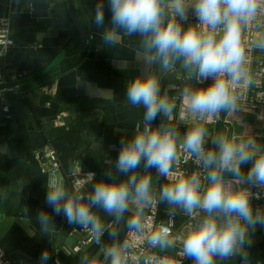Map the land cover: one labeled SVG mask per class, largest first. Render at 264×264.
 Masks as SVG:
<instances>
[{
  "label": "clouds",
  "instance_id": "1",
  "mask_svg": "<svg viewBox=\"0 0 264 264\" xmlns=\"http://www.w3.org/2000/svg\"><path fill=\"white\" fill-rule=\"evenodd\" d=\"M108 6L110 22L101 2L91 23L102 30L101 48L131 50V61H115L122 72L133 62L140 66L125 81L123 105L143 112L134 134L120 139L117 158L104 159L106 179L92 171L82 176L81 162L67 174L47 175L45 203L94 245L79 251L77 264H254L248 249L257 227L264 228V208L252 203L264 199V144L242 121L240 128L214 126L246 111L242 102L256 86L264 0H108ZM91 94L115 99L110 89ZM0 155H9L7 145ZM160 204L167 218L157 220ZM181 215L186 220L177 228ZM35 220L30 236L56 229L45 210ZM51 259L45 249L39 264Z\"/></svg>",
  "mask_w": 264,
  "mask_h": 264
},
{
  "label": "crops",
  "instance_id": "2",
  "mask_svg": "<svg viewBox=\"0 0 264 264\" xmlns=\"http://www.w3.org/2000/svg\"><path fill=\"white\" fill-rule=\"evenodd\" d=\"M101 2L104 4L105 24H108L111 20L108 0H73L77 18L81 16L85 22L82 28L86 31L87 44L80 53L60 60L57 64L63 72L60 76L38 88L26 89L17 85L0 90V145H7L9 149V155H0V251L12 254L17 264H39L45 249L52 255L48 264H77L79 252H74L73 247L81 235L54 230L50 235L30 236L28 229L35 227L34 224L25 223L28 218L14 216L6 210L2 183L7 172L28 154L46 157L44 153L50 147L49 140L69 130L78 117L88 112L97 118L98 129L92 147L98 152L99 161H77L73 167L75 169L81 162L82 171L93 170L97 179H106L103 177L107 168L104 159L117 158L120 139L134 134L135 120L142 116L143 109L129 112L123 105L125 81L135 75L140 66L133 62L127 72H122L115 63L117 56L131 61V50L126 46L119 47L116 52L101 48L102 30L91 23L90 17L94 15L97 3ZM0 16L11 18L14 40L0 66V84L15 82L19 73H37L49 67L60 54L80 45V34L68 0H0ZM136 40L138 37L132 38L133 44ZM127 43L126 39L125 45ZM96 88L110 89L115 99L92 95ZM2 97H5L8 112L2 110ZM241 121L257 141L264 144V122L257 121L251 113L241 111L234 117L224 118L215 129L240 128ZM159 122L160 117H157L153 123ZM184 130L181 128L182 132ZM159 182L163 183L161 178ZM252 203L254 208L261 207L255 199ZM162 206L166 208L165 204ZM104 239L107 241V235ZM252 241L248 249L250 258L254 264H264V228L257 227ZM85 248L94 249V245ZM184 264H191V261L186 260Z\"/></svg>",
  "mask_w": 264,
  "mask_h": 264
},
{
  "label": "trees",
  "instance_id": "3",
  "mask_svg": "<svg viewBox=\"0 0 264 264\" xmlns=\"http://www.w3.org/2000/svg\"><path fill=\"white\" fill-rule=\"evenodd\" d=\"M80 18H78V20L83 27L85 26V22ZM79 41L80 37L78 36V42ZM45 69L32 74L42 73ZM62 73L59 67L56 66L42 75L25 80L19 85H23L26 89L38 88L51 79L60 76ZM27 75L19 77L18 80ZM22 94L23 93H19L18 95ZM97 129V118L91 116L90 113L87 112L78 117L70 126L69 130L49 140L48 144L55 150L62 173L67 174L70 170V166L71 169L74 170L73 166L77 161L92 163H97L99 161V154L92 147V139ZM44 158V156L38 157L36 154H28L23 161L17 162L7 172L2 183L3 192L8 193V198L5 200L6 210L9 214L14 216L30 219L37 229L39 225L36 223L35 217L40 210H45L50 215H53V221L56 227L54 230H60L68 234L72 228L76 226L70 225L63 215L55 216L52 213V209L45 203L47 191L45 184L48 179V174L43 170L41 165ZM20 180L24 181L23 186L18 183ZM25 208L28 209V215L25 213Z\"/></svg>",
  "mask_w": 264,
  "mask_h": 264
},
{
  "label": "built area",
  "instance_id": "4",
  "mask_svg": "<svg viewBox=\"0 0 264 264\" xmlns=\"http://www.w3.org/2000/svg\"><path fill=\"white\" fill-rule=\"evenodd\" d=\"M189 19L190 21L193 22L195 21L194 16H190ZM13 45H14V40L11 37V18L9 16H3V17L0 16V66L3 64L5 57L8 54V51ZM256 55L260 56L259 53H257ZM253 70H254V74H256L257 83L256 86L246 94L245 100L242 102V106L246 110L244 112L251 113L252 115L255 116L257 121L264 122V120L258 118L260 115H264V95H262V93H264V62L254 63ZM22 76L23 74L19 73L16 78ZM1 100L3 104L2 110L4 112H8L9 108L6 105V103H4L5 97H2ZM219 124L215 125L214 127L216 128ZM181 128H184V126L181 125ZM44 155L46 156L45 157L46 159L41 162V165L43 170L48 175L53 174L57 171L62 172L60 168V164L56 157L55 150L52 147H49L44 153ZM187 166L193 167L191 162H189ZM89 171L94 172L93 170H84L82 171L81 175L83 176ZM161 179L164 182L163 178ZM74 182L79 183L78 180ZM87 187L89 189L91 188L90 185ZM253 191H257V189L254 188ZM256 201H258L261 207L264 208V199L256 200ZM166 218L167 217L165 214V208L162 206V204H160L157 210V220L166 219ZM184 220H186V217L181 215L177 221V228L180 227V224ZM70 233L72 235H81V237L78 238L75 246L73 247L74 252H79L86 246L92 244L88 236V233L80 229L78 226L72 228ZM0 264H17V260L12 254L6 253L4 251H0Z\"/></svg>",
  "mask_w": 264,
  "mask_h": 264
},
{
  "label": "water",
  "instance_id": "5",
  "mask_svg": "<svg viewBox=\"0 0 264 264\" xmlns=\"http://www.w3.org/2000/svg\"><path fill=\"white\" fill-rule=\"evenodd\" d=\"M69 2V6H70V10H71V15H72V19L74 21V24L80 34V38H81V42H80V45L78 48L74 49V50H71V51H68V52H64L62 54H60L55 60L54 62L48 67L45 69L44 72L42 73H39V74H28L27 76H25L24 78L18 80V81H15V82H9V83H5V84H0V90L1 89H4L5 87H14V86H17L19 84H21L22 82H24L25 80L31 78V77H34V76H38V75H42L48 71H50L51 69H53L54 67L57 66V64L60 62V60L64 57H67V56H71V55H74V54H78L80 53L86 46L87 44V35H86V32L84 31V29L82 28L77 16H76V13H75V10H74V7H73V0H68Z\"/></svg>",
  "mask_w": 264,
  "mask_h": 264
}]
</instances>
